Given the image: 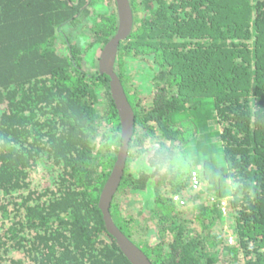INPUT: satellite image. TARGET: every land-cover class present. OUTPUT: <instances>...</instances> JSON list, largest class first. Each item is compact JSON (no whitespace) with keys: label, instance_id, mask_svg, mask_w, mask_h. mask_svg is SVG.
<instances>
[{"label":"trees","instance_id":"obj_1","mask_svg":"<svg viewBox=\"0 0 264 264\" xmlns=\"http://www.w3.org/2000/svg\"><path fill=\"white\" fill-rule=\"evenodd\" d=\"M129 3L114 70L134 125L114 223L152 264H264V0ZM116 28L115 0H0V264H131L98 206L121 145L97 65ZM149 137L220 179L149 166Z\"/></svg>","mask_w":264,"mask_h":264},{"label":"water","instance_id":"obj_2","mask_svg":"<svg viewBox=\"0 0 264 264\" xmlns=\"http://www.w3.org/2000/svg\"><path fill=\"white\" fill-rule=\"evenodd\" d=\"M115 3L117 28L114 35L100 50L97 65L99 72L105 73L109 77L110 94L120 121L121 145L118 149L113 167L100 192L98 206L102 212L105 228L114 237L118 247L130 263L152 264L147 255L116 226L109 211L110 203L122 178L134 125L133 109L126 97L121 81L114 70L117 47L119 42L130 34L133 26V17L129 0H115Z\"/></svg>","mask_w":264,"mask_h":264},{"label":"clouds","instance_id":"obj_3","mask_svg":"<svg viewBox=\"0 0 264 264\" xmlns=\"http://www.w3.org/2000/svg\"><path fill=\"white\" fill-rule=\"evenodd\" d=\"M142 157L147 160L151 167L164 166L168 170L185 174L192 172L198 177L201 175L209 176L213 181L220 179L219 173H211L209 168L204 166L197 157L185 152L182 147L163 144L155 137L147 139L143 146ZM222 183L229 193H235L240 187L231 177L225 178Z\"/></svg>","mask_w":264,"mask_h":264},{"label":"rangeland","instance_id":"obj_4","mask_svg":"<svg viewBox=\"0 0 264 264\" xmlns=\"http://www.w3.org/2000/svg\"><path fill=\"white\" fill-rule=\"evenodd\" d=\"M142 67V69H141V71L140 72H138V71H136L135 69H133V68H131L132 70V73H133V75H134V79H133V81H134V85L137 87H141L142 86V83H143V81H142V83H140V81H141V79L145 76V74L146 73H148L147 72V70H148V67H146L147 65H145V63H144V65H141ZM143 66H145V67H143ZM148 75V74H147ZM145 92H147V91H145ZM193 175H194V173H192ZM192 183H193V177H192ZM194 184V183H193ZM175 201H177L178 202V204L179 205H181V203H182V199L181 198H179V197H174L173 198ZM142 195L141 194H137V195H135V196H133L132 197V199L127 203V205H124L125 206V210L126 211H129V212H131V213H137V211H139V209H140V207H141V204H142ZM126 203V202H125ZM124 203V204H125ZM225 206H226V202H225V199H223V200H221V202H220V207H221V210L222 211H224L225 212V210H226V208H225ZM143 214H146V212H144ZM151 223V222H150ZM151 225L153 226V223H151ZM225 228H226V230L227 231H229V228H231L229 225H225ZM147 238H148V240H150L151 242L152 241H154L155 240V238H153V235L152 234H150V235H148L147 236ZM230 238V237H229ZM231 240V242H232V238L230 239Z\"/></svg>","mask_w":264,"mask_h":264},{"label":"built area","instance_id":"obj_5","mask_svg":"<svg viewBox=\"0 0 264 264\" xmlns=\"http://www.w3.org/2000/svg\"><path fill=\"white\" fill-rule=\"evenodd\" d=\"M193 183H194V184L197 183V180H196L195 176H193Z\"/></svg>","mask_w":264,"mask_h":264}]
</instances>
